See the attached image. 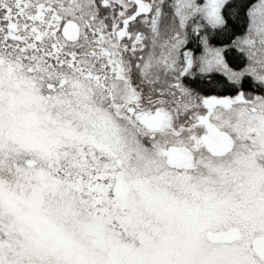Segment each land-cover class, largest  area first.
I'll return each instance as SVG.
<instances>
[{"label": "snow or ice", "instance_id": "6c2138e0", "mask_svg": "<svg viewBox=\"0 0 264 264\" xmlns=\"http://www.w3.org/2000/svg\"><path fill=\"white\" fill-rule=\"evenodd\" d=\"M0 264H264V0H0Z\"/></svg>", "mask_w": 264, "mask_h": 264}]
</instances>
